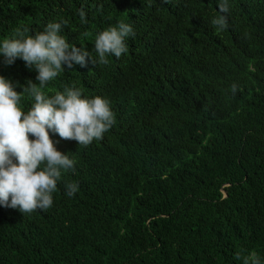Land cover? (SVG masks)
Here are the masks:
<instances>
[{
  "label": "trees",
  "instance_id": "obj_1",
  "mask_svg": "<svg viewBox=\"0 0 264 264\" xmlns=\"http://www.w3.org/2000/svg\"><path fill=\"white\" fill-rule=\"evenodd\" d=\"M221 2L0 0V42L61 22L97 61L62 71L45 95L75 86L115 117L86 147L49 130L74 170L47 211L0 206V264H243L252 251L264 264V0H227L226 14ZM121 21L128 51L101 64L96 35ZM3 59L15 91L38 85L22 59ZM33 103L24 94L20 107Z\"/></svg>",
  "mask_w": 264,
  "mask_h": 264
},
{
  "label": "clouds",
  "instance_id": "obj_2",
  "mask_svg": "<svg viewBox=\"0 0 264 264\" xmlns=\"http://www.w3.org/2000/svg\"><path fill=\"white\" fill-rule=\"evenodd\" d=\"M221 13H228L227 0L219 4ZM85 19L83 9L79 11ZM218 31L227 27V18L220 15L212 20ZM65 24L49 22L43 31L25 36L28 30L17 29L13 36L0 42V55L5 65L22 59L25 66L35 69L37 83L31 80L18 93L13 84L0 76V206L31 214L37 209L47 211L53 205V193L61 180L62 171L74 170L75 162L62 154L50 139L49 130L65 141L88 146L100 140L115 123L109 102L96 96L87 99L75 86L46 96L42 89L62 71L74 64L84 67L93 60L84 47H76L61 35ZM134 36L131 25L119 22L96 35L94 48L98 62L107 64V56L120 58L127 53L126 39ZM235 93L236 86H232ZM24 94L34 103L26 113L20 103ZM29 134L35 139L30 140ZM58 143V142H57ZM43 165V167H41ZM66 195L78 191L76 183H65ZM238 258L239 254H238ZM243 264H261L255 251L243 257Z\"/></svg>",
  "mask_w": 264,
  "mask_h": 264
}]
</instances>
